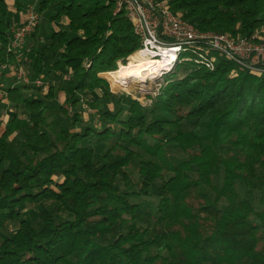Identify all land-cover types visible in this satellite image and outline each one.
<instances>
[{"label": "trees", "instance_id": "obj_1", "mask_svg": "<svg viewBox=\"0 0 264 264\" xmlns=\"http://www.w3.org/2000/svg\"><path fill=\"white\" fill-rule=\"evenodd\" d=\"M168 1L203 30L264 25V0ZM25 5L0 0V61ZM36 5L24 62L45 86L0 78L24 114L0 129V264H264V74L181 61L142 103L98 74L141 45L113 0Z\"/></svg>", "mask_w": 264, "mask_h": 264}, {"label": "built area", "instance_id": "obj_2", "mask_svg": "<svg viewBox=\"0 0 264 264\" xmlns=\"http://www.w3.org/2000/svg\"><path fill=\"white\" fill-rule=\"evenodd\" d=\"M114 13L124 11L141 40L140 52L165 60L169 70L177 61L192 60L198 65L214 69L221 59L239 67L264 74V25L248 35L234 36L224 31L203 30L173 10L168 0H113ZM23 18L14 21L8 43L15 60L0 61V78L6 76L24 83L45 86L40 77L33 78L24 62L29 34L40 21L35 2L25 9ZM173 68V67H172ZM164 73V72H163ZM5 83V82H3ZM0 82V129L8 120L12 106L7 98L6 85ZM9 103H8V102Z\"/></svg>", "mask_w": 264, "mask_h": 264}, {"label": "rangeland", "instance_id": "obj_3", "mask_svg": "<svg viewBox=\"0 0 264 264\" xmlns=\"http://www.w3.org/2000/svg\"><path fill=\"white\" fill-rule=\"evenodd\" d=\"M11 3H13V0H8ZM12 1V2H11ZM24 2L25 7L15 10V14H14V21H17L18 18L22 17L24 15V12L26 11L25 9L27 8V6L33 2L36 3L37 0H22ZM15 6L12 4V8H14ZM44 21L42 15L40 14V23ZM61 21H55L54 26H56L57 28H60L62 26ZM65 25V24H64ZM29 38V37H28ZM31 41V40H30ZM132 55V56H131ZM145 54H143L142 52H140L139 47L137 49H135L133 52L131 53H127L125 55H121L119 56V58L116 60V66H119L122 63H125L128 61V59L130 58V56L132 57V59L134 61H137L140 57L144 56ZM181 61H192V60H181ZM179 61V62H181ZM178 63V61H177ZM175 63L174 66H171L169 70H158L157 75L155 76H148L147 78H145L144 80L140 81V80H136V79H131L130 81H126V80H121V81H117L116 79H114L112 77V75L108 72V71H112V70H103L98 72L99 75L105 77L108 82H109V86L111 91H113V93L115 94H132V97L139 99L140 101H142V103H150L152 98L158 93L159 88L162 85H165L166 82L168 81L166 78L167 73L171 72L173 70L172 67H175V65L177 64ZM27 68L30 70V65H27ZM115 70V69H114ZM164 72V73H163ZM31 74V70L29 72ZM56 83H59V80L55 81ZM61 84V83H60ZM64 87L61 89L60 87L56 89L57 91V95L56 98L52 99L48 96V88L47 89H42L41 91H39V94L41 96H45L47 94V100L50 103V105L53 106H57L58 103H65L67 102V95H66V84H61ZM58 87V85H56ZM79 93V100L76 102V104L69 105V112H74L75 109H82V111H87L85 112V117L88 118L89 115V108H88V102L86 101V99L90 96L91 98L94 97L93 95V90H77ZM97 91V90H96ZM89 97V98H90ZM122 103H118L117 104V97L115 98H105L103 101V103H108L109 105L113 106V107H118L120 104L121 106L126 107V104L123 103L124 99H121ZM8 102V101H7ZM9 103V102H8ZM13 106V105H12ZM19 112V110L17 111L16 108L13 106L12 110L10 111V113H16ZM20 116H24V114L21 112H19ZM10 117V114H9ZM6 127V123L3 129H5ZM2 129V130H3Z\"/></svg>", "mask_w": 264, "mask_h": 264}, {"label": "bare ground", "instance_id": "obj_4", "mask_svg": "<svg viewBox=\"0 0 264 264\" xmlns=\"http://www.w3.org/2000/svg\"><path fill=\"white\" fill-rule=\"evenodd\" d=\"M145 55L140 57L135 63L130 65L120 64L117 69L108 71L114 79L117 81L131 79L144 80L148 76L157 75L158 70L166 69V62L169 58H164V60L158 59L155 55L144 53Z\"/></svg>", "mask_w": 264, "mask_h": 264}, {"label": "crops", "instance_id": "obj_5", "mask_svg": "<svg viewBox=\"0 0 264 264\" xmlns=\"http://www.w3.org/2000/svg\"><path fill=\"white\" fill-rule=\"evenodd\" d=\"M21 18H23V16H22V17H20V18H18V20H21Z\"/></svg>", "mask_w": 264, "mask_h": 264}]
</instances>
